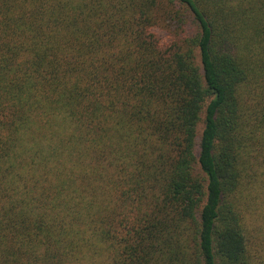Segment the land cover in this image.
Listing matches in <instances>:
<instances>
[{
	"label": "trees",
	"instance_id": "1",
	"mask_svg": "<svg viewBox=\"0 0 264 264\" xmlns=\"http://www.w3.org/2000/svg\"><path fill=\"white\" fill-rule=\"evenodd\" d=\"M259 194L264 0H0V264H264Z\"/></svg>",
	"mask_w": 264,
	"mask_h": 264
},
{
	"label": "rangeland",
	"instance_id": "2",
	"mask_svg": "<svg viewBox=\"0 0 264 264\" xmlns=\"http://www.w3.org/2000/svg\"><path fill=\"white\" fill-rule=\"evenodd\" d=\"M159 28L155 29L156 32L162 34L164 31L163 28V21L160 22ZM247 221L249 224H255V228L258 227V236L253 237V241H257L258 243L262 244L264 248V195L259 194L256 199H254L252 208L249 209L247 213ZM264 255V254H263Z\"/></svg>",
	"mask_w": 264,
	"mask_h": 264
}]
</instances>
